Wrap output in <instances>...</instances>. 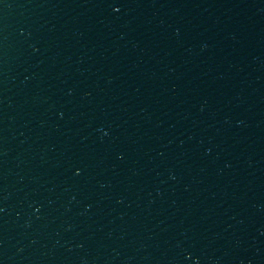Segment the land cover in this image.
I'll return each instance as SVG.
<instances>
[{"label":"water","instance_id":"95a60500","mask_svg":"<svg viewBox=\"0 0 264 264\" xmlns=\"http://www.w3.org/2000/svg\"><path fill=\"white\" fill-rule=\"evenodd\" d=\"M0 264H264V0H0Z\"/></svg>","mask_w":264,"mask_h":264}]
</instances>
